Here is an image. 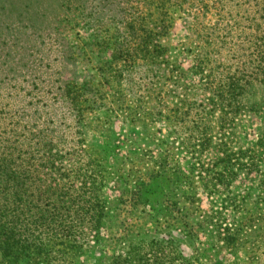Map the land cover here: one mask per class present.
I'll use <instances>...</instances> for the list:
<instances>
[{"label": "rangeland", "instance_id": "obj_1", "mask_svg": "<svg viewBox=\"0 0 264 264\" xmlns=\"http://www.w3.org/2000/svg\"><path fill=\"white\" fill-rule=\"evenodd\" d=\"M263 9L264 0H0V149L17 146L36 164L55 152L59 179L75 173L70 163L98 164L105 215L69 263L264 264V202L249 192L260 174L215 168L217 138L202 152L179 123L183 98L197 97L190 66L206 32ZM260 128L264 111L244 116L239 145Z\"/></svg>", "mask_w": 264, "mask_h": 264}, {"label": "trees", "instance_id": "obj_2", "mask_svg": "<svg viewBox=\"0 0 264 264\" xmlns=\"http://www.w3.org/2000/svg\"><path fill=\"white\" fill-rule=\"evenodd\" d=\"M230 18L229 28L215 22L196 49L190 68L201 83L194 91L196 98L189 94L182 100L180 131L183 127L186 133L183 141L192 139L202 152L211 150L213 137L217 138V151L211 150L213 158L209 157L215 168L219 165L232 177L259 173L258 188L249 192L254 189L264 202V128L248 146L239 145L236 132L244 116L264 111V14L244 10ZM195 109L196 118L191 117ZM214 126L218 137L212 136ZM227 127L236 150L223 142ZM16 151L20 149L14 145L0 149V264H72L105 215L98 164L88 160L84 169L81 163L75 167L70 163L63 168L76 169L75 173L59 179L55 152L50 151L47 164H36ZM178 259V264H186Z\"/></svg>", "mask_w": 264, "mask_h": 264}]
</instances>
